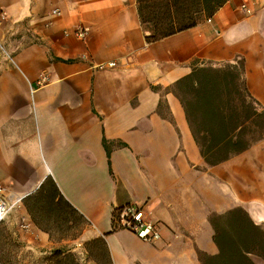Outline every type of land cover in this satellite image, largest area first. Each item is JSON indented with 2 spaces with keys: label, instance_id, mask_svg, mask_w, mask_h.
<instances>
[{
  "label": "crops",
  "instance_id": "0c3cea01",
  "mask_svg": "<svg viewBox=\"0 0 264 264\" xmlns=\"http://www.w3.org/2000/svg\"><path fill=\"white\" fill-rule=\"evenodd\" d=\"M149 34L137 0H0V253L18 238L78 264H203L229 211L264 230V135L209 164L173 92L193 67L242 62L264 107V0ZM126 204L159 239L113 228Z\"/></svg>",
  "mask_w": 264,
  "mask_h": 264
},
{
  "label": "trees",
  "instance_id": "16d2710c",
  "mask_svg": "<svg viewBox=\"0 0 264 264\" xmlns=\"http://www.w3.org/2000/svg\"><path fill=\"white\" fill-rule=\"evenodd\" d=\"M137 1L140 21L150 32L146 40L155 41L196 25L201 15L213 14L227 0ZM242 71V62L201 65L174 83L193 139L209 164L227 159L264 135V107L248 93ZM225 216L228 228L217 229L214 235L218 253L205 257L203 264H254L251 254L264 259V230L240 208Z\"/></svg>",
  "mask_w": 264,
  "mask_h": 264
},
{
  "label": "built area",
  "instance_id": "2783aa9c",
  "mask_svg": "<svg viewBox=\"0 0 264 264\" xmlns=\"http://www.w3.org/2000/svg\"><path fill=\"white\" fill-rule=\"evenodd\" d=\"M240 8L245 13H251V9L247 6L246 2L240 4ZM53 13H58L53 10ZM87 28L79 27L74 31L77 36H82ZM108 66H113V62H108ZM45 77L39 80V83L44 81ZM11 205L0 197V222L4 219ZM113 226L115 229H126L133 232L138 238L152 242L160 237V230L157 222L150 219V213L144 209L143 206L135 204H126L118 207L113 212Z\"/></svg>",
  "mask_w": 264,
  "mask_h": 264
},
{
  "label": "rangeland",
  "instance_id": "374dc122",
  "mask_svg": "<svg viewBox=\"0 0 264 264\" xmlns=\"http://www.w3.org/2000/svg\"><path fill=\"white\" fill-rule=\"evenodd\" d=\"M241 91L245 94L241 80H238ZM6 243H9L6 240ZM9 251L0 253V264H78L72 253H42L35 248H26L25 243L16 238L10 245L5 247Z\"/></svg>",
  "mask_w": 264,
  "mask_h": 264
}]
</instances>
